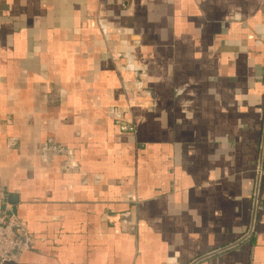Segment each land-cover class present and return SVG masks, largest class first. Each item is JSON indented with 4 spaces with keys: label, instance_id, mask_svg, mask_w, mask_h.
Returning <instances> with one entry per match:
<instances>
[{
    "label": "crops",
    "instance_id": "crops-1",
    "mask_svg": "<svg viewBox=\"0 0 264 264\" xmlns=\"http://www.w3.org/2000/svg\"><path fill=\"white\" fill-rule=\"evenodd\" d=\"M263 122L264 0H0L18 264H264Z\"/></svg>",
    "mask_w": 264,
    "mask_h": 264
},
{
    "label": "built area",
    "instance_id": "built-area-1",
    "mask_svg": "<svg viewBox=\"0 0 264 264\" xmlns=\"http://www.w3.org/2000/svg\"><path fill=\"white\" fill-rule=\"evenodd\" d=\"M121 131H132L120 125ZM33 238L12 208L0 198V264H18L30 251Z\"/></svg>",
    "mask_w": 264,
    "mask_h": 264
},
{
    "label": "water",
    "instance_id": "water-1",
    "mask_svg": "<svg viewBox=\"0 0 264 264\" xmlns=\"http://www.w3.org/2000/svg\"><path fill=\"white\" fill-rule=\"evenodd\" d=\"M263 147H264V122H263V135H262V148H261V158H262V154H263ZM258 186H259V180L257 181V185L255 188V193H254V200H253V215L251 218V224H250V230L249 233L252 231L253 229V225H254V218H255V210H256V206H257V200H258ZM194 264V263H192Z\"/></svg>",
    "mask_w": 264,
    "mask_h": 264
}]
</instances>
